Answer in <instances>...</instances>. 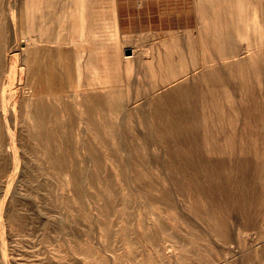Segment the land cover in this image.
<instances>
[{"label": "rangeland", "instance_id": "374dc122", "mask_svg": "<svg viewBox=\"0 0 264 264\" xmlns=\"http://www.w3.org/2000/svg\"><path fill=\"white\" fill-rule=\"evenodd\" d=\"M0 44L2 77L14 72L0 109V264H264V0H0ZM180 85L193 86L175 95L195 113L197 157L225 176L254 163L244 199L238 179L216 197L207 170L203 193L174 181L170 154L184 147L156 110L170 122L166 93ZM32 91L67 108L50 146L33 138Z\"/></svg>", "mask_w": 264, "mask_h": 264}, {"label": "bare ground", "instance_id": "6f19581e", "mask_svg": "<svg viewBox=\"0 0 264 264\" xmlns=\"http://www.w3.org/2000/svg\"><path fill=\"white\" fill-rule=\"evenodd\" d=\"M8 3L10 4V0H8ZM12 14V20L15 25V16L13 15V10L10 11ZM30 39H28L29 41ZM32 46V49L28 51L30 53V57L28 58V71L31 73V75L36 76L41 71H43V68L41 67V54H42V47L39 44V41L32 39V42H29ZM23 51V50H22ZM14 52V50L12 51ZM2 53H3V47L0 44V109L3 111V114L7 116L8 112V103L10 102L8 98L11 95V86H12V79H13V73L11 70H9L6 73V77H2V71H1V62H2ZM19 53V52H18ZM49 57V56H48ZM50 58V57H49ZM130 57H127L126 63L130 65L132 62L129 61ZM47 67L44 66V69ZM48 67L54 71V68L52 67L51 61L48 65ZM108 85L103 80V77L98 78V84L96 89H107ZM190 85H180L177 89L169 90L166 93V97L168 98L167 102V110L170 112V122H166L164 119L165 116V110L163 108H159L156 110V115L159 118L158 126L159 129L162 131V133L166 136L169 135V131L171 130L170 127H173L174 130H176L177 136L176 141L179 145L183 146L184 149L180 153H171L170 154V161L169 163L171 165H175L172 177L174 181L179 184L180 187L184 185V187L189 185H195L197 186L201 191L204 192L206 188H204L201 184H199L200 179V173L203 170L210 171L213 175H216L220 178V182L217 184H214L213 192L214 195L217 197L219 193H221L223 196H228L230 194L229 191V185L230 180L232 179H238L241 185V188L239 189V196L241 199H244L246 197L245 192L243 191L242 187L244 185H247L251 180V172L253 170H256V167L254 163H252L251 160L243 159L238 162L237 166L233 170H231L226 176L222 173V162L219 160L211 159L209 161L201 160L197 157L195 153V146L196 141H193L192 135L190 133V122L189 120L192 119V116L195 114L194 111L190 108L192 107L189 103L187 94L182 96L180 95V92L176 94L177 91H186L189 89L190 91ZM112 93H109V95H116L118 92L116 90H112ZM30 98L27 113H28V120L30 124L34 128H40L43 133L41 135H34L33 138L35 142L42 144L47 143L48 146H50L49 140H51L53 130L57 125H64L66 127H69L68 123H66L65 116H62V112H66L67 108L66 106L61 107L57 101H53L49 97H36V93L32 91L30 93ZM101 94L100 93H94L93 99L100 100ZM11 100V99H10ZM32 100V101H31ZM158 99H153L152 102H156ZM190 105V106H189ZM11 106L15 110V103L12 102ZM118 107V113L126 112V106L123 102H120L117 104ZM141 108L138 109V113H141ZM1 114V111H0ZM21 122L23 123V119H21ZM27 122V119H26ZM94 123V120H93ZM196 130V128H195ZM196 133V132H195ZM197 134V133H196ZM52 160V159H51ZM143 162H146V160L143 158ZM53 162L62 169L64 167L65 159L61 157L60 159H53ZM15 170V169H14ZM75 177L78 176V172L75 171L74 173ZM181 175H189L192 177L190 182L186 183L182 181L180 178ZM1 213V212H0ZM2 214V213H1Z\"/></svg>", "mask_w": 264, "mask_h": 264}, {"label": "water", "instance_id": "95a60500", "mask_svg": "<svg viewBox=\"0 0 264 264\" xmlns=\"http://www.w3.org/2000/svg\"><path fill=\"white\" fill-rule=\"evenodd\" d=\"M128 53H131V51H128Z\"/></svg>", "mask_w": 264, "mask_h": 264}]
</instances>
